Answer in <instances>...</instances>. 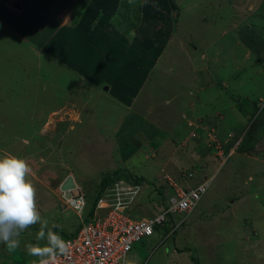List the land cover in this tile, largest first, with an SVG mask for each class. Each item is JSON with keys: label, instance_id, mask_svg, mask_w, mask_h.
<instances>
[{"label": "rangeland", "instance_id": "1", "mask_svg": "<svg viewBox=\"0 0 264 264\" xmlns=\"http://www.w3.org/2000/svg\"><path fill=\"white\" fill-rule=\"evenodd\" d=\"M50 1L22 0L31 7L20 27L0 0V157L33 163L28 178L49 228L64 238L58 230L80 223L61 196L70 174L79 190L65 197L91 193L119 168L145 177L152 184L143 182L141 217L159 211L155 187L169 194L167 179L184 187L207 181L193 212L173 215L169 237L136 242L126 260L264 264V0H127V9L140 6L139 22L128 21V10L121 17V0L105 9L87 0L75 23L80 1ZM69 109L76 122L65 120ZM255 120L263 132L256 146L222 161L218 154ZM40 227L21 233L16 249L0 243L8 256L0 264L36 262L26 246L45 243L36 240Z\"/></svg>", "mask_w": 264, "mask_h": 264}, {"label": "built area", "instance_id": "2", "mask_svg": "<svg viewBox=\"0 0 264 264\" xmlns=\"http://www.w3.org/2000/svg\"><path fill=\"white\" fill-rule=\"evenodd\" d=\"M218 156L222 161L226 158L223 152ZM171 185L174 193L165 199V205L162 203L156 214L135 220L130 212L137 203L142 186L147 185L122 179L115 181L98 198L91 220L81 221L76 233L65 239L69 244V251L66 255L59 256L56 264H124L134 244L143 237L154 234L156 225L162 227L174 214H189L206 192L208 182L203 181L188 190L176 183ZM61 196L68 208L80 213L85 204L81 194L65 197V191H61ZM162 201L163 199L158 200ZM172 232L173 230L166 236Z\"/></svg>", "mask_w": 264, "mask_h": 264}, {"label": "clouds", "instance_id": "3", "mask_svg": "<svg viewBox=\"0 0 264 264\" xmlns=\"http://www.w3.org/2000/svg\"><path fill=\"white\" fill-rule=\"evenodd\" d=\"M129 3H133V0H129ZM240 140L241 137L233 142L227 155L237 148ZM222 152L225 155L224 149ZM32 173L33 169L25 159L14 155L0 157V243L9 249L18 248L21 233L39 223L41 227L36 240L45 243L29 244L26 246L27 252L30 256L38 258L34 264H56L59 256L68 253L69 244L49 228L47 219L42 218L37 207V189L28 178ZM69 190L79 189L74 183L73 188ZM60 191L67 190L60 187ZM124 264L129 262L125 260Z\"/></svg>", "mask_w": 264, "mask_h": 264}, {"label": "trees", "instance_id": "4", "mask_svg": "<svg viewBox=\"0 0 264 264\" xmlns=\"http://www.w3.org/2000/svg\"><path fill=\"white\" fill-rule=\"evenodd\" d=\"M13 1H16L15 3L16 4H18V6H19V8H16V10H14V9H12L13 8V3L11 2V0H5V2H4V7H6V9H7V11H9V13H11V12H13L14 13V15H15V21L13 22L14 24H16V26H20V27H22L23 25L21 24V22H19L20 21V18H21V14H22V11H23V9L24 8H26L27 9V6H25V5H28L27 4V2H25V4L24 3H21V1L22 0H13ZM48 1V0H47ZM63 2V3H66V2H68L69 0H54V2H52V1H50L51 3H50V5H52V6H56V5H60V2ZM80 1V6H81V8H77L76 10H72V13H74L75 15H74V17H73V22L75 23L76 21H77V18L79 17V15L82 13V10H83V8L85 7L84 5H85V3H86V1L87 0H78V2ZM121 2L122 3H124L123 5H122V7H123V9L125 10V11H122L121 12V17L122 18H124L125 19V17L128 15V14H126V10H128V13L130 14V19L128 18V21L129 22H134V21H137V22H139V20H140V6H139V8H135V7H133L132 6V8H130V9H127V0H121ZM22 4V5H21ZM23 4H24V7H23ZM29 5H31V4H29ZM28 5V6H29ZM135 6V5H134ZM16 7V6H15ZM29 7H31V6H29ZM135 8V9H134ZM12 9V10H11ZM119 9V8H118ZM17 10H19V11H17ZM5 11V10H4ZM9 13H6V15H7V17H8V14ZM139 13V14H138ZM2 15H3V13H2ZM4 15H5V12H4ZM58 16V15H57ZM58 17H60V13H59V16ZM2 18H3V16H2ZM1 18V19H2ZM61 18V17H60ZM113 19V18H112ZM4 20H6V17L4 18ZM116 20V19H115ZM115 20H113V21H115ZM19 22V23H18ZM116 22H118L117 23V25L118 24H120L121 23V21H115V23ZM18 23V24H17ZM131 25V24H130ZM134 26V25H133ZM20 27H19V29H20ZM127 30V29H126ZM52 37V36H51ZM255 38H256V36H255ZM257 39V38H256ZM255 40V39H254ZM256 41V40H255ZM243 44L244 45H246V47H248L249 49H254V46L250 43V42H248V41H246L245 39L243 40ZM263 123H264V119H263ZM259 124H260V122L258 121V120H255V122L253 123V124H251L249 127H248V129H247V131H246V133L241 137V140H240V142L238 143V146H237V149H239V150H241L242 152H247L248 150H251L252 148H254L255 146H256V143L258 142V137H259V133H263V132H260V131H256L255 129L259 126ZM263 135V134H262ZM237 140V139H236ZM229 144V145H228ZM227 145L228 146H226V148H225V150L224 151H228V149L232 146V144H233V142H229ZM140 144H138V145H132V149H134V151H135V149H137V147L139 146ZM31 176V175H30ZM120 179H122V180H125V181H128V182H131V183H135V184H141V183H143V182H148V183H151L152 184V182H149V180L148 179H146L145 177H143V176H141V175H136V174H134L133 172H131V171H129V170H127V169H122V168H119V169H116V170H114V171H112L111 173H108V174H106V175H102L100 178H99V181H98V183L95 185V187H94V190L93 191H91V193H89V194H84V196L86 197V199H85V204L82 206V208H81V210H80V218H81V220H80V223H79V225L77 226V228L73 231V232H71V233H65V232H63V231H61V230H58V231H60V232H62V233H64V239H66V238H68V237H71V236H73L75 233H76V231H77V229L80 227V225H81V221L82 222H87V221H89V220H91V216H92V214H93V210H94V207H95V204H96V202H97V200H98V198L102 195V193L104 192V190L108 187V186H111L115 181H117V180H120ZM167 181H168V183H167V185H168V187H169V194H167V195H165V192H164V188L162 187V186H156L155 187V191H156V193H157V196L156 197H154L153 199H155V200H157V202H158V200L159 199H163V201L162 202H160V204H164L165 203V199L166 198H168V196H170L171 194H173L174 193V187L171 185V182H170V180L169 179H167ZM176 184H178V183H176ZM180 187H182V188H184L185 190H188V189H190V188H192V187H184V186H182V185H180V184H178ZM194 187V186H193ZM75 190H72V192H74ZM148 195V194H147ZM75 196H77V195H75ZM150 199H152V197H150L149 198V202H150ZM200 201V200H199ZM199 201L197 202V204L199 203ZM197 204L195 205V207L197 206ZM140 205H141V203H140V201H138V199H137V203L136 204H134L133 205V208H132V210H131V212H130V215L132 216V218L133 219H141V218H144V217H141L140 215H142L143 213H140L139 212V210L138 209H135V207L136 208H139L140 207ZM165 205V204H164ZM195 207L193 208V210L195 209ZM193 210L191 211V212H193ZM191 212H189V214L191 213ZM181 213H184V212H181ZM184 214H186V213H184ZM189 214H186V215H189ZM149 216H150V214H148ZM152 215H154V214H152ZM169 217V216H168ZM184 221H181L179 224H178V226H180L182 223H183ZM171 226H173V220H172V218L171 217H169V219L168 220H166L165 221V224L161 227V226H159V225H156L155 226V233L154 234H152V235H150V236H145V237H143L141 240H143V239H145V238H149V237H151V236H154V235H156V234H164V237H165V235L168 233V232H170L172 229H171ZM171 229V230H170ZM173 232H174V230H173ZM170 234H172V233H170ZM170 234H168V235H170ZM167 235V236H168ZM163 237V238H164ZM169 237V236H168ZM163 238L159 241V243L163 240ZM140 240V241H141ZM139 241V242H140ZM133 248V247H132ZM132 250V249H131ZM175 250H178V251H183V249H180L179 247H177V246H175ZM179 253H181V252H179ZM3 253H0V258H8V256L7 255H2ZM15 264H21V262H15Z\"/></svg>", "mask_w": 264, "mask_h": 264}, {"label": "crops", "instance_id": "5", "mask_svg": "<svg viewBox=\"0 0 264 264\" xmlns=\"http://www.w3.org/2000/svg\"><path fill=\"white\" fill-rule=\"evenodd\" d=\"M94 0H91V2H93ZM104 1V2H103ZM104 3V4H102V3ZM101 3V4H100ZM108 3V0H95V6H102L103 7V9H105V7L104 6H106V4ZM96 7V8H97ZM95 8V9H96ZM94 9V10H95ZM97 10V9H96ZM80 21H82V19H80ZM83 21H85V19L83 20ZM65 23H68V21H66ZM64 23V24H65ZM90 52V51H89ZM89 52L87 53V55H88V57H90L89 56ZM88 60H89V58H88ZM89 63V62H88ZM89 69H90V66H89ZM89 73V72H88ZM92 79H93V81L95 80L96 81V79H98V82H100V80L101 79H104V77L103 78H94V77H92ZM128 79V78H127ZM129 80V79H128ZM111 83V82H110ZM98 84H100V83H98ZM102 84H104V83H102ZM109 87V90H112V86H108ZM115 101V100H114ZM117 103H119L118 101H116ZM121 106L123 105V104H120ZM123 110H124V114H122V115H127V106H125V105H123ZM122 109V108H121ZM64 109L61 107H59V108H56V109H54V110H52L50 113H49V115H53V114H55V113H59V112H62ZM73 112L72 113H70L71 111H70V109H69V111H66L67 113H68V118H70V119H68V118H66L65 120L68 122V121H74V122H76V120H78L77 118H78V115H77V112L76 111H74V110H72ZM191 122V121H190ZM63 123V122H62ZM58 124H61V123H59L58 122ZM70 129H72V128H74V124L73 123H71L70 124ZM28 163H29V165L31 164H33V163H31V161L30 160H28ZM30 165V166H31ZM70 173V172H69ZM62 174H63V177H64V175L66 174V172L64 173V172H62ZM71 175V174H70ZM72 176V175H71ZM73 178V177H72ZM64 179H65V177H64ZM63 181V180H62Z\"/></svg>", "mask_w": 264, "mask_h": 264}, {"label": "water", "instance_id": "6", "mask_svg": "<svg viewBox=\"0 0 264 264\" xmlns=\"http://www.w3.org/2000/svg\"><path fill=\"white\" fill-rule=\"evenodd\" d=\"M74 186V181L72 176H68L65 178V180L63 181V183L61 184V189L62 190H69L72 189Z\"/></svg>", "mask_w": 264, "mask_h": 264}]
</instances>
